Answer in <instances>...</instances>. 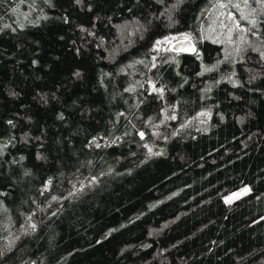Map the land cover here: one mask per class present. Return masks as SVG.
Returning a JSON list of instances; mask_svg holds the SVG:
<instances>
[{"label": "trees", "instance_id": "trees-1", "mask_svg": "<svg viewBox=\"0 0 264 264\" xmlns=\"http://www.w3.org/2000/svg\"><path fill=\"white\" fill-rule=\"evenodd\" d=\"M0 264H264V3L0 0Z\"/></svg>", "mask_w": 264, "mask_h": 264}, {"label": "water", "instance_id": "water-1", "mask_svg": "<svg viewBox=\"0 0 264 264\" xmlns=\"http://www.w3.org/2000/svg\"><path fill=\"white\" fill-rule=\"evenodd\" d=\"M169 48L172 51H180L189 54H192L196 51V45L194 41L192 40V38L187 36L173 40Z\"/></svg>", "mask_w": 264, "mask_h": 264}, {"label": "rangeland", "instance_id": "rangeland-1", "mask_svg": "<svg viewBox=\"0 0 264 264\" xmlns=\"http://www.w3.org/2000/svg\"><path fill=\"white\" fill-rule=\"evenodd\" d=\"M184 37V36H183ZM175 40V38H172V37H167L165 38V40H163L164 42H167L168 45L170 46L171 42ZM163 41H160V44L162 43L163 44ZM241 192H243V189H239V190H236L230 194L227 195L226 199H232L233 197L237 196L238 194H240Z\"/></svg>", "mask_w": 264, "mask_h": 264}, {"label": "snow or ice", "instance_id": "snow-or-ice-1", "mask_svg": "<svg viewBox=\"0 0 264 264\" xmlns=\"http://www.w3.org/2000/svg\"><path fill=\"white\" fill-rule=\"evenodd\" d=\"M260 2L261 3H264V0H260ZM237 7H238V5H237ZM252 23H253V25H255V21H252ZM159 43V42H158ZM156 89L154 88V91H155ZM141 136H143V133H141ZM245 192L247 191V189H245L244 190Z\"/></svg>", "mask_w": 264, "mask_h": 264}]
</instances>
